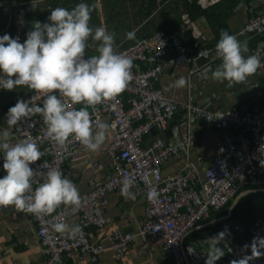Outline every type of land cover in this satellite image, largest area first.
I'll use <instances>...</instances> for the list:
<instances>
[{"label": "built area", "instance_id": "obj_1", "mask_svg": "<svg viewBox=\"0 0 264 264\" xmlns=\"http://www.w3.org/2000/svg\"><path fill=\"white\" fill-rule=\"evenodd\" d=\"M259 2L260 10L249 18L240 33L244 37L260 39L250 54L261 61L253 75L264 73V0ZM187 18L184 15V19ZM12 37L21 43L26 39L22 32ZM168 51L173 52L176 66H182L190 59L209 63L219 59L215 46L204 47L198 40L187 45L182 31H159L151 38L141 39L127 49L116 51L133 60L131 79L118 96L95 106L72 105L68 98L60 97L69 107H88L93 121L107 120L112 140L106 148V155L112 172L106 181H94L75 211L71 206L60 205L51 214L25 212L37 225L44 258L41 264H70L73 252L89 256L91 264H102L100 256L109 250L113 251L117 261L126 257L136 235L115 229L107 235V245H104L93 243L90 233V229H104L108 224L105 215L108 195L121 191L124 178L133 182L131 191L143 195L146 201L145 223L139 235L157 242L174 264H205L208 248L204 243L210 242L209 239L199 244H185L184 239L201 222L209 219L212 212L224 208L244 185L261 182L259 177L264 176V166L261 165L264 160V148H261L264 145V111L251 112L248 106L230 112H213L193 104L195 97L192 96L185 106L184 116L171 127L174 135L166 139L159 136L149 147L144 146L145 138L150 134L168 131L179 110L177 102L159 87L163 73L162 58ZM17 100L42 106L44 95L33 91L26 95L17 94L14 104ZM198 118L205 119L209 127L224 134L211 166L203 177L201 164L192 163H186L180 172L164 175V163L195 145L190 133H180ZM12 127L19 140H33L44 154L30 165L35 172L41 173L34 176L33 189L44 180L42 174L47 169L42 165L45 161L61 168L70 179L72 166L92 156V152L76 139L69 138L65 146L53 141L47 134V125L41 114H32ZM4 175L6 171L0 159V177ZM152 190L158 196L150 198L148 193ZM75 214L78 215L75 225L81 228L78 234L73 236L53 229V224L67 223ZM257 237H264L263 218L255 221L247 240L240 247L224 240L226 254L216 264H231L233 260L251 255L250 247L245 246L251 245L253 238ZM250 264H264V255L253 259Z\"/></svg>", "mask_w": 264, "mask_h": 264}, {"label": "clouds", "instance_id": "obj_2", "mask_svg": "<svg viewBox=\"0 0 264 264\" xmlns=\"http://www.w3.org/2000/svg\"><path fill=\"white\" fill-rule=\"evenodd\" d=\"M93 7L81 2L70 10L53 8L48 22H32L23 43L9 34L0 36V89L26 86L44 95L42 106L17 100L8 109L7 125L14 126L32 114H41L48 136L58 145L65 146L72 138L91 152L100 149L110 125L93 121L88 107H69L60 98H68L72 105L95 106L122 93L131 79L133 60L115 51V33L105 25L90 26ZM127 36L134 38V33L129 32ZM89 37L99 42L98 54L85 58ZM215 49L221 63L212 71V78L227 81L229 87L245 82L261 66L256 55H244L248 51L246 42L227 30H221ZM186 84V78L180 77L173 86L184 87ZM11 135L7 128L0 129V154L6 171V175L0 177V206H12L33 215L51 214L60 205L71 206L74 211L78 209L81 196L76 185L61 168L46 161L42 165L47 169L42 174L44 180L33 189V178L41 173L35 172L30 165L44 154L33 140L12 143ZM261 165L264 166V160ZM121 183V194L135 199V193L131 191L133 182L124 178ZM148 195L153 198L158 193L152 190ZM52 227L58 233L68 232L73 236L81 231L79 225L63 222ZM227 234L225 228L209 238L205 264H216L224 256L225 251L219 245ZM245 247H250L251 255L233 260L231 264H250L264 255V237L253 238L251 245Z\"/></svg>", "mask_w": 264, "mask_h": 264}, {"label": "crops", "instance_id": "obj_3", "mask_svg": "<svg viewBox=\"0 0 264 264\" xmlns=\"http://www.w3.org/2000/svg\"><path fill=\"white\" fill-rule=\"evenodd\" d=\"M209 1L216 3L217 0ZM227 1L224 3V7H221L224 13L220 17H216L224 24L225 30L230 34H236L240 41L246 42L248 49L246 55H250L260 39L254 36L244 37L240 33L249 18L260 10V2L259 0ZM44 2L47 3L46 10H48V0H0V36L9 34L12 37L14 34L22 32L26 37L27 28H31L34 16L46 20L48 14H45V9L41 12L31 11L30 13L25 7ZM184 15L182 19L186 22L189 19H184ZM217 15L219 16L220 13L218 12ZM212 23L214 24V20ZM195 24L197 26H194L195 31L192 33L194 41L198 40L204 47H214L218 39L207 19L200 18L195 21ZM184 26L183 32L190 31L191 26L187 24ZM220 63V59L210 63L204 60L190 59L188 63L176 66L172 51H168L164 55L162 58L163 73L159 87L179 106L172 123L179 121L184 116L185 106L188 105L192 96L195 97L193 104L207 107L213 112H230L244 106H248L251 112L264 111V73L251 75L245 82L235 83L229 87L227 81H217L212 78V71ZM180 77H185L187 84L184 87L173 86L174 81ZM32 92L33 90L26 86H19L12 90L0 89V129L7 128L11 132L12 143L18 142L19 139L13 127L7 125L5 113L13 106L17 94L26 95ZM104 122L108 124L107 120ZM187 132L194 137L195 145L180 156L173 157L164 163L162 168L164 175L180 172L186 163H192L194 165L201 164L200 171L203 177L205 171L211 166L224 134L209 127L203 118H198L180 134ZM173 135L169 126L165 133L154 132L147 136L144 146L149 147L153 140L159 136L166 139ZM111 140L112 135L108 130L100 149L92 152L90 159L79 161L72 166L73 175L70 179L76 185L81 198L88 195L95 180L104 182L111 175L112 170L106 155V148ZM0 159L3 160L2 154H0ZM257 191L259 192V190ZM133 192L135 199L125 197L121 191L110 193L108 195L109 204L105 211L108 224L104 229H90L93 243L104 245H107V235L115 229L136 235L129 252L122 261H117L113 251L110 250L100 256V261L102 264H174L157 242L145 240L139 235L140 228L145 223L146 201L143 195L136 191ZM235 198L232 199V203ZM77 220L78 215H72L67 224L75 225ZM204 244L209 249L210 242ZM40 245L37 225L25 212L16 210L12 206H0V264H41L44 258ZM223 246L226 254L227 249L225 245ZM70 264H91V260L89 256L73 252Z\"/></svg>", "mask_w": 264, "mask_h": 264}, {"label": "trees", "instance_id": "obj_4", "mask_svg": "<svg viewBox=\"0 0 264 264\" xmlns=\"http://www.w3.org/2000/svg\"><path fill=\"white\" fill-rule=\"evenodd\" d=\"M81 2L94 6L89 21L91 27L105 25L108 30L115 33L114 49L117 51V49H127L141 39L151 38L159 31L166 33L182 31L186 24L191 26V29L186 31L187 33L182 31V34L185 43L191 45L194 42L192 35L195 31L194 26H197L195 21L200 18L207 19L219 40L220 36L218 35H220L221 30H225V26L217 17L224 13L221 7H224V3L228 1L217 0L216 3H211L209 0H48V10H46L47 3L45 2L29 5L25 9L30 13L31 11L41 12L45 9V14L49 16L50 11L55 7H64L70 10ZM218 12L220 13L219 16L217 15ZM184 14L189 19L186 22L182 19ZM33 20H38L41 23L48 22V19L44 20L36 16ZM213 20L214 24L212 23ZM27 29L28 31L31 30V28ZM129 32L134 33V38H128L127 33ZM98 43L89 37L86 42L85 56L96 54ZM170 129H172L171 125ZM259 178L261 179L260 183L246 184L237 192L235 197L243 191H252L239 201L228 219L192 231L184 239V243L195 244L206 241L227 228L228 234L224 240L235 247H240L247 240L255 221L258 218L264 219V192L257 191L264 189V176ZM231 201L221 210L212 212L210 218L198 226L227 215ZM225 241L219 245L223 249Z\"/></svg>", "mask_w": 264, "mask_h": 264}, {"label": "water", "instance_id": "obj_5", "mask_svg": "<svg viewBox=\"0 0 264 264\" xmlns=\"http://www.w3.org/2000/svg\"><path fill=\"white\" fill-rule=\"evenodd\" d=\"M251 192H252V191H245V192L240 193V194L235 198V200L233 201V203H232V205H231V207H230V209H229L227 215H225V216H223V217H220V218H218V219H214V220H212V221H209V222L205 223L204 225L197 226L193 231L198 230V229H200L201 227L208 226V225L214 224V223H216V222H219V221H222V220H226V219H228V218L232 215V212H233L234 208L237 206L239 200H240L242 197H244V196L250 194ZM259 192H264V189L259 190Z\"/></svg>", "mask_w": 264, "mask_h": 264}]
</instances>
